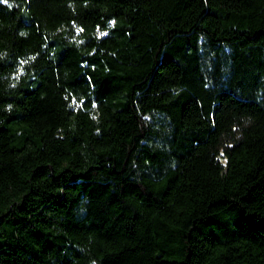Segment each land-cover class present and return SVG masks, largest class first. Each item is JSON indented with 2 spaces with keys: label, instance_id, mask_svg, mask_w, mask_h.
Segmentation results:
<instances>
[{
  "label": "trees",
  "instance_id": "16d2710c",
  "mask_svg": "<svg viewBox=\"0 0 264 264\" xmlns=\"http://www.w3.org/2000/svg\"><path fill=\"white\" fill-rule=\"evenodd\" d=\"M0 264H264V0H0Z\"/></svg>",
  "mask_w": 264,
  "mask_h": 264
},
{
  "label": "rangeland",
  "instance_id": "374dc122",
  "mask_svg": "<svg viewBox=\"0 0 264 264\" xmlns=\"http://www.w3.org/2000/svg\"><path fill=\"white\" fill-rule=\"evenodd\" d=\"M21 70V69H20Z\"/></svg>",
  "mask_w": 264,
  "mask_h": 264
}]
</instances>
